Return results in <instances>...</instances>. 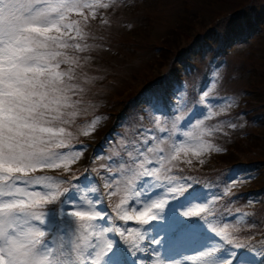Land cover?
<instances>
[{"label": "snow or ice", "instance_id": "obj_1", "mask_svg": "<svg viewBox=\"0 0 264 264\" xmlns=\"http://www.w3.org/2000/svg\"><path fill=\"white\" fill-rule=\"evenodd\" d=\"M108 7L103 0H0V264H129L125 253L137 257L147 251L142 242L149 222L170 200L182 207L181 200H200L191 177L174 169L182 160L191 164L190 152L198 158L214 147L204 137L219 129L205 127V121L220 112L212 110L208 91L197 103L202 119L193 109L175 115L169 128L160 117L173 113L163 104L166 111L155 109L152 128L137 123L122 134L115 152L92 157L93 164L103 161L91 169L99 176L95 186H85L81 195L73 184L80 178L71 174L72 166L89 147L71 143L85 91L76 82L75 53L89 49L85 28L99 8ZM100 120L94 118L84 135ZM189 126L193 131H181ZM48 170L71 175L54 177ZM246 178L237 175L228 185ZM230 194L226 186L219 196L205 195L195 213H183L202 219L205 231L217 238L201 249L202 264H235L229 259L234 253L222 255V246L242 247L235 231L249 214L233 216L235 224L212 223L219 215L214 205ZM133 220L136 227L120 226ZM256 255L264 264V250ZM152 257L141 264H164L158 252Z\"/></svg>", "mask_w": 264, "mask_h": 264}, {"label": "rangeland", "instance_id": "obj_2", "mask_svg": "<svg viewBox=\"0 0 264 264\" xmlns=\"http://www.w3.org/2000/svg\"><path fill=\"white\" fill-rule=\"evenodd\" d=\"M131 1V6L119 11V15L128 22L114 25L110 29L113 50L86 42L90 46L85 51L88 54L75 53L80 58V65L75 72L76 82L83 87L95 86L99 82L100 90L104 91L111 103V112L117 111L123 99L135 92L145 80L163 71L167 61L173 60V53L199 31L204 32L212 24L224 30L229 23L232 24L233 17L230 16L238 7L244 16L249 14L250 7L262 10L259 17L262 20L258 22L260 30L255 29L250 40L238 48L232 45L231 55L240 64L241 74L233 78L231 84L248 90L245 96L250 104L257 106L255 110L264 108V0ZM237 17L239 20L240 17ZM237 24L240 22L237 21ZM86 33L89 39V30ZM97 53L100 54L94 56ZM153 88H157L156 84ZM85 110V107L80 106V114ZM77 118L71 129L77 126L82 132L85 131L89 122L79 125ZM209 154L211 157V150ZM187 159L191 160L190 168L199 167L203 171L214 168L211 166L212 161H207L204 151L198 158L190 152ZM242 159H264V122L258 124L249 137L238 139L226 153L216 155L212 160L216 163L227 161L226 164H230ZM193 161L197 162L193 164ZM184 163L182 160L179 167ZM261 172L264 178V169ZM262 178L251 186L263 184ZM213 185L211 183L209 186ZM254 205V202L249 203L244 209L245 213L248 214Z\"/></svg>", "mask_w": 264, "mask_h": 264}]
</instances>
